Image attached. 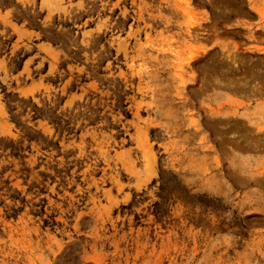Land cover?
<instances>
[{"label":"rangeland","instance_id":"obj_1","mask_svg":"<svg viewBox=\"0 0 264 264\" xmlns=\"http://www.w3.org/2000/svg\"><path fill=\"white\" fill-rule=\"evenodd\" d=\"M0 264H264V0H0Z\"/></svg>","mask_w":264,"mask_h":264}]
</instances>
